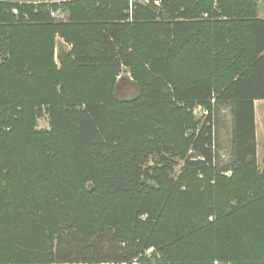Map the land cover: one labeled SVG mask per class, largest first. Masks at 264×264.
Returning a JSON list of instances; mask_svg holds the SVG:
<instances>
[{"label": "trees", "instance_id": "trees-1", "mask_svg": "<svg viewBox=\"0 0 264 264\" xmlns=\"http://www.w3.org/2000/svg\"><path fill=\"white\" fill-rule=\"evenodd\" d=\"M260 1L0 2V264H264ZM210 103L201 125L188 110ZM215 103L233 119L221 167Z\"/></svg>", "mask_w": 264, "mask_h": 264}, {"label": "rangeland", "instance_id": "rangeland-1", "mask_svg": "<svg viewBox=\"0 0 264 264\" xmlns=\"http://www.w3.org/2000/svg\"><path fill=\"white\" fill-rule=\"evenodd\" d=\"M148 0H134L133 5H147ZM258 16L260 18H264V1L258 2ZM130 12V10H129ZM131 13V12H130ZM67 18L64 17L61 20L65 21ZM57 41L61 43L66 49L69 51V44L65 43L61 38H57ZM55 61L58 64V58L55 54ZM119 84L116 88V94L119 99H129L137 93V89L135 85L130 80V75L127 70H124L119 77ZM216 104V103H215ZM255 105V129H256V142H257V165L260 171L264 172V101H257L254 103ZM200 107V105H195L193 108ZM208 109L212 110V103L208 104ZM193 115V114H192ZM195 119L200 122L198 116H195ZM215 116H216V150L219 156V167L222 166L224 162L223 156L226 155L228 157V161L230 159V141H231V132L233 126V119L231 114V107L227 105H215ZM49 127V118L47 114L44 112L37 120V129H48ZM190 155V150L185 155L184 159L173 158L170 157L171 161L176 162V165L173 167L172 177L175 181L178 179L179 175L182 174L185 169V160L187 159V155ZM149 165L153 166L155 163V159L149 157L148 159Z\"/></svg>", "mask_w": 264, "mask_h": 264}, {"label": "built area", "instance_id": "built-area-1", "mask_svg": "<svg viewBox=\"0 0 264 264\" xmlns=\"http://www.w3.org/2000/svg\"><path fill=\"white\" fill-rule=\"evenodd\" d=\"M130 1V4L132 5L133 1L134 0H129ZM0 2L2 3H15L17 5H29V4H33V5H39V4H45V5H52L53 3H57V4H60L62 2H64V0H57V1H49V0H37V1H34V2H25V1H13V0H0ZM157 3V2H156ZM158 4V3H157ZM10 12L15 15V16H18L19 15V10L17 7H12L10 9ZM49 14L50 16L54 19V20H61L62 18H64V16L60 13L59 11H55L53 9H50L49 8ZM24 19H27L28 16L27 15H23ZM214 101H212L213 103ZM188 111H190L191 114L195 115V116H198L199 119L201 120V125L204 123V121L206 120V118L208 117V115L210 114V109H208L207 107H204L202 105H200V107H197V108H192L191 110L189 109ZM212 123H213V120H212ZM214 150H216V147L214 146ZM193 152H191L190 150V155H192ZM223 159H224V162L222 165L226 164V162H228V157L226 155L223 156ZM193 160H200V161H203V159L201 158H196V159H193ZM220 162V160H217V162ZM219 162L217 164H219ZM223 175H225L226 177H230L232 175V170L231 168H228L226 170H224L223 172H221ZM200 178L203 177L202 174L199 175ZM152 254H155L157 259L161 258L160 254L158 252L155 251L154 248H149L146 253H145V256L147 257V259H151V255ZM152 262L151 263H154V259H151ZM133 264H139L137 261H134ZM214 264H223V263H219V262H214Z\"/></svg>", "mask_w": 264, "mask_h": 264}, {"label": "crops", "instance_id": "crops-1", "mask_svg": "<svg viewBox=\"0 0 264 264\" xmlns=\"http://www.w3.org/2000/svg\"><path fill=\"white\" fill-rule=\"evenodd\" d=\"M257 102V101H256ZM260 102H262V101H260ZM256 125V124H255Z\"/></svg>", "mask_w": 264, "mask_h": 264}]
</instances>
